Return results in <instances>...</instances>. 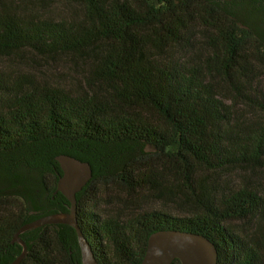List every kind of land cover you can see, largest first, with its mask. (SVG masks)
I'll return each mask as SVG.
<instances>
[{"label":"trees","instance_id":"1","mask_svg":"<svg viewBox=\"0 0 264 264\" xmlns=\"http://www.w3.org/2000/svg\"><path fill=\"white\" fill-rule=\"evenodd\" d=\"M73 1L81 13L71 21L0 8L1 56L86 64L75 93L11 90L0 79V264L20 255L11 241L22 226L69 213L57 192L60 157L91 169L76 220L99 264H141L161 231L205 237L217 264H264V194L247 177L229 179L264 174V0ZM101 188L130 201L146 192L176 213L101 218ZM20 239V264H81L68 226Z\"/></svg>","mask_w":264,"mask_h":264},{"label":"rangeland","instance_id":"2","mask_svg":"<svg viewBox=\"0 0 264 264\" xmlns=\"http://www.w3.org/2000/svg\"><path fill=\"white\" fill-rule=\"evenodd\" d=\"M0 8L21 14H36L41 18L53 21H71L79 17L81 13L80 7L73 0H0ZM85 72V63L65 57L43 58L29 51L7 57L0 55V79L11 90L17 89L19 86L24 88L30 84L39 87L62 88L75 93L83 90ZM258 85L264 89V79L260 80ZM239 113L241 112L239 111ZM246 119H252V116L246 115ZM242 177H247L252 184L251 187L264 194L263 173L246 175L237 173L230 175L229 179L237 183L241 182ZM142 195L146 196V192L134 199L135 201L139 200L138 205L142 206L136 211L134 200H126L122 195L117 196L112 188H101L94 204L95 212L101 218L119 216L122 220L130 218L136 212L151 209L160 210L161 207L170 213H176L172 206H165L152 199L146 200V197H142ZM124 201L128 204H125ZM237 227L242 236H249L253 230L251 224H237Z\"/></svg>","mask_w":264,"mask_h":264},{"label":"water","instance_id":"3","mask_svg":"<svg viewBox=\"0 0 264 264\" xmlns=\"http://www.w3.org/2000/svg\"><path fill=\"white\" fill-rule=\"evenodd\" d=\"M58 162L62 176L57 183V192L68 201L69 213L49 215L22 226L11 241V244L19 245L22 251L11 264H20L27 252L20 235L51 225H65L74 230L81 264H99L76 220V195L91 180V169L88 164L72 158L60 157ZM176 260L180 264H217V252L214 245L205 237L195 234L161 231L148 238L141 264H172Z\"/></svg>","mask_w":264,"mask_h":264}]
</instances>
